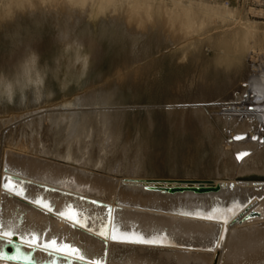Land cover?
Here are the masks:
<instances>
[{"label": "bare ground", "instance_id": "bare-ground-1", "mask_svg": "<svg viewBox=\"0 0 264 264\" xmlns=\"http://www.w3.org/2000/svg\"><path fill=\"white\" fill-rule=\"evenodd\" d=\"M60 40L73 52L80 45ZM46 89L20 95L19 110L29 107L28 98L34 107L25 115L0 119V232L13 233L11 245L0 239V264H67L63 253L30 248L32 237L75 247L83 264H264V72L250 73L225 103L180 98L165 109L181 123L220 122L208 132L212 181L148 180L141 139L121 145L122 113L94 107L110 105L108 90H87L61 106L80 110L35 109ZM17 246L21 255L8 259Z\"/></svg>", "mask_w": 264, "mask_h": 264}, {"label": "rangeland", "instance_id": "rangeland-1", "mask_svg": "<svg viewBox=\"0 0 264 264\" xmlns=\"http://www.w3.org/2000/svg\"><path fill=\"white\" fill-rule=\"evenodd\" d=\"M69 4L65 0H0V67L7 69L27 50L36 51L41 65L53 71L59 67L60 72L48 76V98L35 109H76L61 106L87 90L100 95L108 90L113 96L110 105L94 107L122 113L121 145H134L136 138L141 139L148 180H214L208 132L220 130V122L181 123L165 109L180 98L190 105L225 103L250 73L263 74L264 67L251 59L264 51L261 1L88 0L84 7ZM62 35L85 49L86 73L68 68L69 61L79 56L63 48L67 40L61 41ZM63 50L71 54L66 58ZM19 97L8 107L6 103L0 106V119L34 109L28 98L29 107L19 110Z\"/></svg>", "mask_w": 264, "mask_h": 264}, {"label": "clouds", "instance_id": "clouds-1", "mask_svg": "<svg viewBox=\"0 0 264 264\" xmlns=\"http://www.w3.org/2000/svg\"><path fill=\"white\" fill-rule=\"evenodd\" d=\"M79 59L70 60L68 68L76 69L81 75L88 70L84 63L85 49L82 45L75 48ZM59 67L54 71L40 64L36 51L27 50L14 64L7 69L0 67V102L13 103L17 95H23L29 90L40 91L45 88L48 76L58 75Z\"/></svg>", "mask_w": 264, "mask_h": 264}, {"label": "snow or ice", "instance_id": "snow-or-ice-1", "mask_svg": "<svg viewBox=\"0 0 264 264\" xmlns=\"http://www.w3.org/2000/svg\"><path fill=\"white\" fill-rule=\"evenodd\" d=\"M84 63L87 66L88 60L87 57L84 58ZM241 137H236V139H240ZM239 158V157H238ZM63 215V214H62ZM208 219H211V217H207ZM223 223H227V219L223 221ZM99 235L104 236L105 239H107V235L104 231L100 232ZM12 232H0V239L4 240L6 244L11 245L12 244ZM23 239V237L21 238ZM112 239L117 240L118 236L116 234V230L113 229L112 233ZM120 239H123L128 242H134V243H156V241H148L144 240L142 238H136L133 240L131 237L123 236L120 237ZM30 248H36V247H42L44 251L54 252V253H63L65 254V259L67 261V264H74V261L72 259V254H76L77 259L83 264V261L85 260V257L78 253L77 249L72 248L70 245H62L57 246L55 241L51 242H45L43 245H39L37 242V239L35 237H32L31 239L25 241ZM21 253L19 252V248L17 246V254L15 256L7 257L8 259H17ZM6 254L3 252L2 249H0V258H5ZM92 264H100L99 261H93Z\"/></svg>", "mask_w": 264, "mask_h": 264}, {"label": "built area", "instance_id": "built-area-1", "mask_svg": "<svg viewBox=\"0 0 264 264\" xmlns=\"http://www.w3.org/2000/svg\"><path fill=\"white\" fill-rule=\"evenodd\" d=\"M262 6L264 7V0H261ZM253 60V64L257 65L258 67H264V51L262 53H256L254 56L251 57Z\"/></svg>", "mask_w": 264, "mask_h": 264}, {"label": "water", "instance_id": "water-1", "mask_svg": "<svg viewBox=\"0 0 264 264\" xmlns=\"http://www.w3.org/2000/svg\"><path fill=\"white\" fill-rule=\"evenodd\" d=\"M180 190L178 187L177 188H168L167 191L170 192V193H173L175 191H178ZM194 190H198V191H204L205 189L204 188H200V189H194ZM252 216H254V213L251 214Z\"/></svg>", "mask_w": 264, "mask_h": 264}]
</instances>
